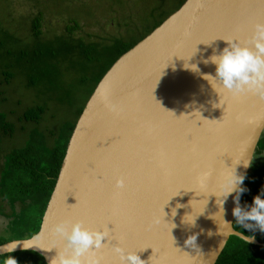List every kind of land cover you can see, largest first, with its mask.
<instances>
[{"label":"water","instance_id":"1","mask_svg":"<svg viewBox=\"0 0 264 264\" xmlns=\"http://www.w3.org/2000/svg\"><path fill=\"white\" fill-rule=\"evenodd\" d=\"M252 18L264 21L261 0H186L122 54L77 120L38 232L10 240L19 242L13 252L23 251V242L52 247L49 229L58 220L80 219L100 228L102 214L114 219L119 245L136 251L145 264H215L230 236L243 239L223 221L233 224L232 196L222 219L211 193L229 168L245 177L249 172L243 163H252L264 130V99L251 93L219 95L216 82L184 69L180 56L187 58L198 43L188 62L214 75V65L202 60L225 47L223 39L247 32L243 40L234 39L245 42ZM218 35L222 39L214 40ZM204 172L210 175L202 182ZM117 176L124 179L123 188H116ZM186 214L189 220L195 217L194 226L183 222ZM192 233L198 234L197 249L184 244ZM62 243L57 240L56 246ZM249 243L264 245L256 238ZM142 244L152 245L154 252L140 250ZM56 251L36 252L47 264ZM106 255L119 264L114 250ZM96 256L100 264H109Z\"/></svg>","mask_w":264,"mask_h":264},{"label":"rangeland","instance_id":"2","mask_svg":"<svg viewBox=\"0 0 264 264\" xmlns=\"http://www.w3.org/2000/svg\"><path fill=\"white\" fill-rule=\"evenodd\" d=\"M173 1L156 7V0H0V126L8 125L5 133L0 128V173L6 156L23 148L32 132L53 143L50 132L71 121L90 98V75L98 67L86 70V57L71 54L72 44L64 38L76 46L98 44L94 57H100L102 45L138 37L153 22L152 11L168 10ZM74 24L77 28L69 31ZM36 107L43 108L40 119L25 121L23 114ZM26 178L15 182L22 186ZM1 190L0 237H21L29 227L17 219L27 214L31 221L42 200L24 204L23 194L16 192L18 200L11 204Z\"/></svg>","mask_w":264,"mask_h":264},{"label":"trees","instance_id":"3","mask_svg":"<svg viewBox=\"0 0 264 264\" xmlns=\"http://www.w3.org/2000/svg\"><path fill=\"white\" fill-rule=\"evenodd\" d=\"M164 1L165 0H156L157 5L155 6L161 7ZM185 1L186 0H174L172 2V7L170 6L168 10L162 11L158 10L159 7L156 8L152 11L154 12L152 13L153 22L143 33L129 40L115 38L108 41L106 44L102 45L100 57H94L99 47L98 44L89 43L83 45L79 43L76 46V44L71 42L68 38H64L65 41H69L72 44L70 45L71 54L79 57H86V70L91 68V66L98 67V71L90 75L92 88L88 91V97L91 96L102 77L115 65L122 54L150 34L153 29L159 26L168 15L178 9ZM74 27L77 28V24L71 26L69 31H72ZM37 28L38 27L35 25V34L37 33V35H39ZM4 78V82H7L10 75L7 73ZM84 106L85 104L79 106L74 112L73 119L63 125L62 128L50 132L51 138L53 140L55 139L53 143L49 144L46 141L44 142V137L38 138V134L35 135V132H32L23 148L12 151L6 156L0 173V179L2 178L0 180L1 191L9 196L11 204L18 200L16 192H21L23 194V197H21L22 199H20L22 203L33 205L42 200V205L40 208H36L37 211L35 215H33L34 217L31 216V221H28L27 214L17 219L18 222L26 223L29 227L23 232V236H11L10 238L0 237V244L14 239L28 238L38 232L47 203L55 187L70 138L74 132L77 120L85 108ZM42 112V107L28 109L23 114V118L25 121H37L40 119V114ZM0 115L2 114L0 113ZM7 126V123L3 122L0 126L1 132L5 133ZM22 175H26L27 178L22 186H18L15 180L18 176ZM7 180L13 183V187H6L8 186V183H6ZM244 186L248 190L240 197L242 206L250 204L252 202V197L259 194L261 190L264 189V130L257 143L252 165L244 180ZM234 224L235 219L233 221L235 230L245 235H254L260 243H264V233H261L259 230L250 233L249 230L237 227ZM11 255L16 258L18 264H46L44 258L36 251H16L12 252ZM3 260L4 257L0 256V264H3ZM215 264H264V245L246 243L243 239L232 235L229 237Z\"/></svg>","mask_w":264,"mask_h":264},{"label":"clouds","instance_id":"4","mask_svg":"<svg viewBox=\"0 0 264 264\" xmlns=\"http://www.w3.org/2000/svg\"><path fill=\"white\" fill-rule=\"evenodd\" d=\"M261 2H264V0H261ZM223 40L226 41L225 47L220 50L214 48L212 54L202 60L205 65H214V75L201 73L196 63L188 62L197 52L196 45L198 43L195 45V50L187 58L180 56L185 61L183 68L200 74L208 82L209 78H211L212 81L216 82V88H213L212 84L211 86L219 95L228 93L232 96H243L251 93L264 99V21L253 22L251 35L243 43L234 39ZM211 41L204 44L209 45ZM217 88L219 91L216 90ZM213 107H219V105L214 104ZM195 112L200 115L199 111ZM251 165L252 163H243L245 168L251 167ZM229 169L220 176L217 182V191L211 193L216 197L215 203L220 217L223 219L225 213L224 204L229 196H232L234 206L231 211L235 219L234 225L247 229L250 233L256 230L264 233V189L252 197L250 204L242 206L240 197L248 190L244 186L245 174L237 173L235 167ZM209 175L210 173L204 172L199 179L204 182ZM124 184V179L117 176L115 179L116 188H123ZM177 207H182V205H177ZM172 215H176L175 209L172 210ZM187 215L183 217V222L194 226L195 217L189 220L186 218ZM223 221L226 225H233L224 219ZM175 226L173 224L172 228ZM49 232L53 238L52 247L37 248L35 245L23 242L22 250L47 252L55 247L57 251L55 255L47 257V264H100V259L96 256V250L106 244L102 243V240H109V233L106 229L88 227L80 219L58 220L51 224ZM209 235H212V233L209 232ZM240 235L246 243L255 239L251 234L244 235L240 232ZM197 236V233L188 235L184 244L197 249ZM57 240L63 241L60 247L56 246ZM18 243L8 241L7 244L0 247V256L4 257L3 264H18L16 258L11 255ZM222 244L223 240L220 241L219 246H222ZM113 250L119 257V264H145L136 251H125L119 243L113 244Z\"/></svg>","mask_w":264,"mask_h":264},{"label":"snow or ice","instance_id":"5","mask_svg":"<svg viewBox=\"0 0 264 264\" xmlns=\"http://www.w3.org/2000/svg\"><path fill=\"white\" fill-rule=\"evenodd\" d=\"M262 4H264V2H262ZM255 21H261V20L255 19V18L250 19L249 20V26H250V28L252 27V24ZM246 35H247V32H245V34L242 35V36H233L232 38L233 39H238V40H243ZM217 38H221L222 39V37L220 35L214 37V39H217ZM78 207H79V205H75L74 207H70L68 209V214L69 215L75 214V210ZM97 222L99 223L100 228H104V229H106L108 231V233H109V240H108L109 243H106L100 249H97L96 250V253L97 254H100L101 255V258L104 259V260H106V261H108L109 264H112L111 259L106 255V253L109 250H113V244H115V243H111V241H115L116 243H118V228H117V225H116L114 219L110 215H105V214H102L98 218ZM109 223H111L113 225V228L111 230L107 227V225ZM138 247H139L140 250H143L146 247H151L153 249V252H154V248H153L152 245H143L142 244V245H138ZM125 251H128V250H125Z\"/></svg>","mask_w":264,"mask_h":264}]
</instances>
